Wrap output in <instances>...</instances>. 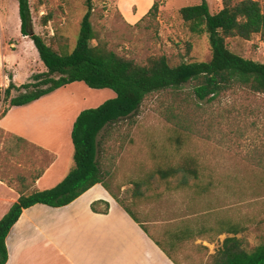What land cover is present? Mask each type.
<instances>
[{"label": "rangeland", "instance_id": "obj_1", "mask_svg": "<svg viewBox=\"0 0 264 264\" xmlns=\"http://www.w3.org/2000/svg\"><path fill=\"white\" fill-rule=\"evenodd\" d=\"M258 1L264 11V0ZM153 2L158 4L157 11L148 14ZM206 2L210 13L222 7L221 0ZM29 3L33 32L47 44L57 49L63 46L70 53L86 11L85 0ZM199 3L200 0H93L92 45L100 42L139 65L161 56L170 65L207 62V37L191 33L177 14L180 8ZM16 6L17 0H0V9L4 7L9 13ZM3 26L0 55L4 53V62H11L17 75L8 84L13 82L19 87L30 82V73L40 72L36 64L41 61L33 42L21 36L20 23L14 15ZM226 43L232 53L243 59L264 63V38L228 39ZM10 44H14L13 49H8ZM194 85L188 82L179 89L148 95L136 113L100 133L98 162L104 181L123 205L135 211L131 203L139 200L141 212L162 216L167 223L180 219V223L207 229L209 235L219 223L236 225L244 229L245 247L251 251L264 241V95L234 88L211 100L198 101L193 94ZM85 88L100 92L103 97L113 94L108 89ZM71 90L78 102L83 100L78 107L88 106L85 102L91 101L89 91ZM8 105L4 103L2 111ZM186 158L196 161L199 172L196 180L186 178V187L180 185L182 174L162 181L153 173L158 168L181 164ZM12 168H7L10 183L14 180ZM146 181L148 185L143 183ZM135 182H141L142 196L138 199L133 197ZM182 248L183 256H190L192 264L210 261L208 252L212 254V247L188 242Z\"/></svg>", "mask_w": 264, "mask_h": 264}, {"label": "trees", "instance_id": "obj_2", "mask_svg": "<svg viewBox=\"0 0 264 264\" xmlns=\"http://www.w3.org/2000/svg\"><path fill=\"white\" fill-rule=\"evenodd\" d=\"M17 4L20 34L33 42L46 71L32 75L29 83L19 87L13 82L6 88L0 87V103L8 102V107L25 106L73 83H83L94 90L108 89L115 97L96 108L81 111L75 119L71 131L74 167L64 179L48 190L28 195L20 192L17 201L0 220V264H6L8 260L5 240L23 210L38 204L51 208L65 207L97 184L111 191L104 181L105 175L98 162V137L110 125L136 113L148 95L179 89L188 82L195 83L193 94L198 101L211 100L234 88L264 95V63L243 59L232 53L226 43L228 39L250 41L256 36L264 38V11L258 0H221L222 7L216 13H210L206 0H200L198 5L180 8L177 14L188 25L189 31L207 37L210 59L207 62H182L177 65H170L163 56L150 58L146 64L139 65L116 55L100 42L92 45L95 41L91 23L93 0H85L86 11L79 23L75 47L70 53L63 46L57 49L47 44L42 36L33 32L29 0H17ZM157 8V2H153L148 14L156 12ZM43 23L46 25L48 18ZM8 78L11 81V77ZM13 91L16 92L14 97ZM7 110L2 111L0 118ZM153 173L162 181L182 174V187L187 186V177L195 180L199 177L198 165L191 158L165 169L158 168ZM143 183L148 185L149 181ZM140 189L141 182H135V199L142 196ZM112 196L123 205L116 195L112 193ZM91 209L96 212L94 204ZM107 212L108 204L105 203L102 213ZM206 231L201 228L197 236L200 237ZM213 232L216 235L225 233L232 236L223 240L207 264H264V241L248 251L244 229L219 223ZM181 233L182 237L195 235L189 223ZM237 234L241 237L236 238ZM156 245L174 264H183L167 252L163 245L157 242ZM165 247L174 252L172 243L165 244ZM180 249L183 250L182 247Z\"/></svg>", "mask_w": 264, "mask_h": 264}, {"label": "crops", "instance_id": "obj_3", "mask_svg": "<svg viewBox=\"0 0 264 264\" xmlns=\"http://www.w3.org/2000/svg\"><path fill=\"white\" fill-rule=\"evenodd\" d=\"M12 15L20 23L17 6L11 13L1 7L0 32ZM12 47L14 44L8 49ZM0 56V87L6 88L8 77L14 81L17 75L11 68L12 63L4 62V53ZM36 68L40 69L39 73L46 71L39 61ZM79 84L62 87L25 106H6L7 113L0 118V220L20 192L28 195L48 190L64 179L72 168L71 131L75 119L81 111L96 108L115 97L114 93L103 97L100 92L86 90L83 83L84 86ZM71 89L89 91L91 101L85 102L88 106L78 107L83 100L78 102L71 95L74 91ZM3 105L0 103V114ZM9 167H13L11 183L7 181ZM105 203L108 212L103 214ZM137 203H131L135 208L132 211L117 202L102 184H97L65 207L38 204L23 210L5 240L6 264H174L156 242L179 262L191 264L190 256H183V251L179 253L185 244L200 242L212 247V254L208 252L210 257L226 237L232 236L209 235L206 231L198 237L201 228L191 226L195 235L182 237L181 232L189 222L174 219L171 224L167 223L162 216L141 212V204ZM92 204L96 212L92 211ZM171 243L174 252L165 247ZM202 248L208 251L205 246Z\"/></svg>", "mask_w": 264, "mask_h": 264}, {"label": "bare ground", "instance_id": "obj_4", "mask_svg": "<svg viewBox=\"0 0 264 264\" xmlns=\"http://www.w3.org/2000/svg\"><path fill=\"white\" fill-rule=\"evenodd\" d=\"M88 97V96H87ZM89 98V97H88Z\"/></svg>", "mask_w": 264, "mask_h": 264}]
</instances>
